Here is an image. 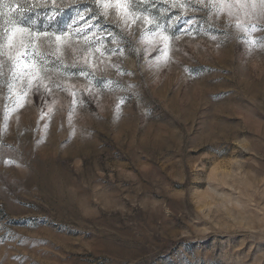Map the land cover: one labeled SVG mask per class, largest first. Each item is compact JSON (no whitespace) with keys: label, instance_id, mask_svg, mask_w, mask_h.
Masks as SVG:
<instances>
[{"label":"rangeland","instance_id":"rangeland-1","mask_svg":"<svg viewBox=\"0 0 264 264\" xmlns=\"http://www.w3.org/2000/svg\"><path fill=\"white\" fill-rule=\"evenodd\" d=\"M129 10L0 0V264H264V0Z\"/></svg>","mask_w":264,"mask_h":264},{"label":"snow or ice","instance_id":"snow-or-ice-1","mask_svg":"<svg viewBox=\"0 0 264 264\" xmlns=\"http://www.w3.org/2000/svg\"><path fill=\"white\" fill-rule=\"evenodd\" d=\"M53 2H55V0H53ZM96 4L98 7H102L105 10V14H107V10L108 9H114L119 15H121L124 19L125 22L127 23L129 20H131L133 13L129 10V6L132 3V0H95ZM132 22L134 23L135 21L132 20ZM29 30L25 27H14L13 30L6 36V46L11 49L13 48L14 45V40L17 37V34H25L28 33ZM30 35H35V34H31ZM48 33L47 32H41L39 34V36H47ZM39 38V37H37ZM56 41H61L62 37L61 36H56L55 37ZM165 40H167V37H165ZM23 43V42H21ZM2 47V46H0ZM21 55L20 51H17L16 53V57H12L9 54V59H19ZM35 78V77H33ZM42 83V81H41Z\"/></svg>","mask_w":264,"mask_h":264}]
</instances>
